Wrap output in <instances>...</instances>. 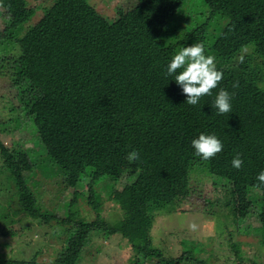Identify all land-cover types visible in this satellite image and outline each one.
Returning <instances> with one entry per match:
<instances>
[{
    "label": "trees",
    "instance_id": "obj_1",
    "mask_svg": "<svg viewBox=\"0 0 264 264\" xmlns=\"http://www.w3.org/2000/svg\"><path fill=\"white\" fill-rule=\"evenodd\" d=\"M197 42L215 57L223 78L192 106L166 66ZM0 76L20 87L14 115L0 130L50 138L49 147L37 140L40 150L30 152L0 141V175L18 203L12 212L0 204V237L16 235L12 228L21 220L9 214L22 213L47 226H69L55 264H80L93 236L125 241L129 264H206L196 256L199 246L185 239L182 254L167 258L154 247L151 228L157 212L174 210L173 196L162 197L164 163L177 143L209 132L223 141V151L189 160L187 168L222 184L214 215L224 210L245 231L255 219L264 244V185L256 186L264 169V0H136L117 7L114 19L89 0H41L34 7L29 0H0ZM220 88L233 94L224 115L212 107ZM133 151L138 157H130ZM237 154L240 169L231 165ZM38 160L47 165L45 176L64 174L68 188L83 190L91 207L98 203L95 220L40 214L37 192L25 182ZM176 181L186 189V178ZM110 202L118 212L103 220L100 207ZM229 245L244 264L238 245ZM14 251L0 252V264H40V251L30 258L18 245Z\"/></svg>",
    "mask_w": 264,
    "mask_h": 264
},
{
    "label": "rangeland",
    "instance_id": "obj_2",
    "mask_svg": "<svg viewBox=\"0 0 264 264\" xmlns=\"http://www.w3.org/2000/svg\"><path fill=\"white\" fill-rule=\"evenodd\" d=\"M89 1L98 13L108 19H114L117 7L127 9L136 0ZM29 2L34 7L40 4L41 0H29ZM19 88L15 87L6 76H0V122L9 121L13 117V108L18 106L16 96ZM12 124L11 122L5 129L10 130ZM37 140L47 147L50 146V138L46 132L40 135L34 132L9 134L0 130V141L11 150L21 148L25 152L39 151L40 147L35 144ZM196 157L199 156L195 155L191 144L182 141L172 150L170 162L164 163L161 175L162 197L167 199L168 196H173L174 210L168 215L157 212L154 217L151 228L154 247L161 249L167 258H178L185 249L181 245V241L185 239L199 246L200 252L196 256L206 264H237L235 254L229 245L232 243L238 245L244 264L252 261L256 264H264V244L261 243L263 237L259 235L256 220L247 221L246 223L250 226L245 231V228L236 226L224 210L223 213H219L222 217L214 215L218 211V207L214 204L218 199L224 198V189L220 183L215 185L209 175L196 173L187 168L189 160ZM42 162V160L37 161L32 170V178L25 181L31 191L37 192L36 207L39 208L40 214L56 215L61 219L74 221L95 220L98 203L91 207L87 202L88 196L83 190L68 188L64 174L51 172L52 176H45L42 170L47 165L45 166ZM178 177L186 178L188 182L186 189L182 183H177ZM80 184L81 187L86 186L83 182ZM13 192L14 190L0 175V204L6 208L10 205L9 212L16 209L18 205L16 198L10 200ZM100 209L101 212L98 215L107 221H112L111 214L114 216L113 213L118 212L111 202L103 203ZM9 216L12 220L20 219L21 221L15 223L13 228L11 227L16 234L14 237L7 239L0 237V252L8 256L15 255L14 250L18 245L28 258L40 251L36 255L38 263L55 264V259L63 248L65 239L68 238L65 229L69 226H60L54 221L51 222V226H47L42 221H29L23 218L22 213L17 216L9 214ZM193 223L197 225L196 230L190 228ZM0 230H4L2 226ZM43 234H45L44 237ZM131 255L129 246H126L125 241L118 237L106 239L93 236L83 248L80 264H129Z\"/></svg>",
    "mask_w": 264,
    "mask_h": 264
},
{
    "label": "clouds",
    "instance_id": "obj_3",
    "mask_svg": "<svg viewBox=\"0 0 264 264\" xmlns=\"http://www.w3.org/2000/svg\"><path fill=\"white\" fill-rule=\"evenodd\" d=\"M166 75L174 76L175 83L186 96V103L192 106L197 105L202 97L211 96L212 90L218 87L223 78V72L216 67L215 57L205 54L203 42L182 47L168 62ZM232 98L233 94L227 90L223 88L218 90L212 104L217 115H224L232 111ZM191 147L195 155L207 161L221 153L224 144L215 133L200 132L196 138L191 140ZM130 157L136 158L138 153L133 151ZM243 163L239 154L231 161V165L235 169H240ZM256 180L258 181L257 187L264 185V169L260 170ZM190 228L196 230L197 225L193 223Z\"/></svg>",
    "mask_w": 264,
    "mask_h": 264
}]
</instances>
